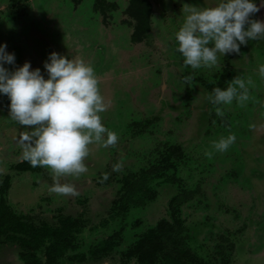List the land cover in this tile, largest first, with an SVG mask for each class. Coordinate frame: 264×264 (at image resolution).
<instances>
[{"label":"rangeland","instance_id":"374dc122","mask_svg":"<svg viewBox=\"0 0 264 264\" xmlns=\"http://www.w3.org/2000/svg\"><path fill=\"white\" fill-rule=\"evenodd\" d=\"M103 1L112 3L105 18L93 0L75 5L71 0H0V42L14 54V64L4 67L28 61L46 77L42 61L51 51L90 63L105 104L101 123L117 134L113 144L88 145L86 171L78 175L54 177L39 165L32 172L16 171L12 165L22 159L21 137L28 129L15 121L7 96L0 94V180L10 176L8 203L36 225H57L64 215L79 217L77 249L54 264H135L124 252L137 235L168 218L167 201L179 188L197 189L179 205L182 244L209 264H264V79L258 73L264 35L240 45L238 52L218 53L211 68L191 69L182 67L174 33L185 4L206 7L215 0H149L150 29L138 42L129 38L127 0ZM250 18L264 22V6ZM222 69L226 84L235 76L252 81L242 105L235 99L228 105L210 102L212 90L202 81L215 82ZM187 74L193 75L190 82L183 79ZM229 133L234 142L224 152L215 150L212 142ZM165 143L183 150L169 171L180 180L148 182V200L125 215H110L125 177L155 163ZM54 179L71 184L75 194L49 191ZM115 229L117 244L91 255L96 241ZM17 251L15 241L0 237V264H25ZM35 254L38 264H45L42 248Z\"/></svg>","mask_w":264,"mask_h":264},{"label":"clouds","instance_id":"9594fccd","mask_svg":"<svg viewBox=\"0 0 264 264\" xmlns=\"http://www.w3.org/2000/svg\"><path fill=\"white\" fill-rule=\"evenodd\" d=\"M185 5L182 23L174 33V48L182 58V67L211 68L217 64L218 53L238 52L240 45L264 35V22L250 18L264 6V0H215L206 7ZM5 47L0 42V94L7 96L11 116L28 129L21 137L22 158L33 167L47 166L54 177L85 172L83 158L88 145H110L117 139V134L101 123L99 113L105 104L93 66L51 51L42 61L46 77L28 61L9 70L4 65L14 64V54ZM258 73L264 79V64L258 66ZM183 79L190 82L193 75ZM251 83L235 76L225 88L214 87L209 100L228 105L235 99L242 105L248 100ZM234 140L229 133L212 144L215 150L224 152ZM48 190L75 194L71 184L56 179Z\"/></svg>","mask_w":264,"mask_h":264},{"label":"trees","instance_id":"16d2710c","mask_svg":"<svg viewBox=\"0 0 264 264\" xmlns=\"http://www.w3.org/2000/svg\"><path fill=\"white\" fill-rule=\"evenodd\" d=\"M78 4L81 0H71ZM93 8L105 18V9L112 3L103 0H93ZM112 7V6H111ZM124 13L131 23L129 38L138 42L150 29L151 4L149 0H127ZM215 82L202 81L212 90L214 87L225 88L227 71L222 69ZM165 148L159 159L147 168L141 169L136 175L129 174L125 177L119 188L117 199L112 205L110 215H125L131 206H139L151 196V187L148 182L163 179L165 182L175 183L180 179L169 173L175 168L177 162L183 158V150L177 144L165 143ZM12 168L16 171H34L33 167L23 158L18 160ZM10 176L5 174L0 180V237L4 240L17 243V255L25 264H38L36 250L42 248L43 262L54 264L58 258L67 251H74L78 247L75 232L78 231L79 217L64 215L57 217V225L47 222L34 224L24 213L17 212L8 203L7 193L10 186ZM178 184V183H176ZM179 187V184L176 186ZM167 201L168 218H159L155 223L140 232L124 254L134 258L135 264H209L198 254L185 247L179 233L183 227L179 215V205L190 200L197 189L179 188ZM120 232L113 230L104 238L99 239L90 250L91 255H98L110 251L117 244ZM82 258V253L74 254Z\"/></svg>","mask_w":264,"mask_h":264},{"label":"crops","instance_id":"0c3cea01","mask_svg":"<svg viewBox=\"0 0 264 264\" xmlns=\"http://www.w3.org/2000/svg\"><path fill=\"white\" fill-rule=\"evenodd\" d=\"M21 160V159H20ZM28 172H30V171H28Z\"/></svg>","mask_w":264,"mask_h":264}]
</instances>
